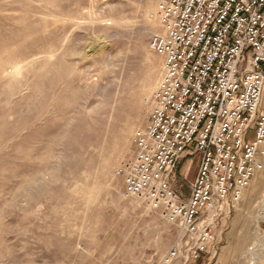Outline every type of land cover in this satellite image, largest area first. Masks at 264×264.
Wrapping results in <instances>:
<instances>
[{
	"label": "rangeland",
	"instance_id": "374dc122",
	"mask_svg": "<svg viewBox=\"0 0 264 264\" xmlns=\"http://www.w3.org/2000/svg\"><path fill=\"white\" fill-rule=\"evenodd\" d=\"M158 2L0 0V264H264V168L216 220V253L169 262L178 227L117 173L164 73ZM197 171L174 174L183 200Z\"/></svg>",
	"mask_w": 264,
	"mask_h": 264
},
{
	"label": "built area",
	"instance_id": "2783aa9c",
	"mask_svg": "<svg viewBox=\"0 0 264 264\" xmlns=\"http://www.w3.org/2000/svg\"><path fill=\"white\" fill-rule=\"evenodd\" d=\"M157 11L150 46L164 73L117 173L130 197L178 227L164 260L196 261L216 253V220L264 168V0H159ZM195 155L183 200L172 180Z\"/></svg>",
	"mask_w": 264,
	"mask_h": 264
}]
</instances>
